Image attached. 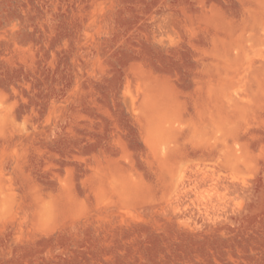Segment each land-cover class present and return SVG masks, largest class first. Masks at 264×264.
<instances>
[{
    "label": "rangeland",
    "instance_id": "obj_1",
    "mask_svg": "<svg viewBox=\"0 0 264 264\" xmlns=\"http://www.w3.org/2000/svg\"><path fill=\"white\" fill-rule=\"evenodd\" d=\"M0 264H264V0H0Z\"/></svg>",
    "mask_w": 264,
    "mask_h": 264
},
{
    "label": "bare ground",
    "instance_id": "obj_2",
    "mask_svg": "<svg viewBox=\"0 0 264 264\" xmlns=\"http://www.w3.org/2000/svg\"><path fill=\"white\" fill-rule=\"evenodd\" d=\"M230 182V181H227ZM193 184L192 180L187 182H181L180 184V194L187 190V187ZM227 188L220 185H213L210 181L203 182L200 186L196 187V192L187 193L189 201L198 212H204L208 216H216L222 208L230 206L231 201L229 198V193ZM229 191V190H228ZM178 206L187 204L186 202H181L180 199L177 201ZM232 204V203H231Z\"/></svg>",
    "mask_w": 264,
    "mask_h": 264
}]
</instances>
